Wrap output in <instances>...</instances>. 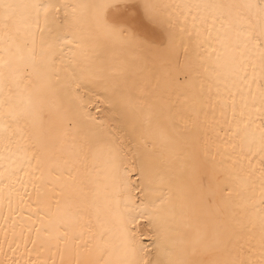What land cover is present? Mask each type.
Returning a JSON list of instances; mask_svg holds the SVG:
<instances>
[{
  "label": "snow or ice",
  "instance_id": "snow-or-ice-1",
  "mask_svg": "<svg viewBox=\"0 0 264 264\" xmlns=\"http://www.w3.org/2000/svg\"><path fill=\"white\" fill-rule=\"evenodd\" d=\"M0 264H264V0H0Z\"/></svg>",
  "mask_w": 264,
  "mask_h": 264
}]
</instances>
